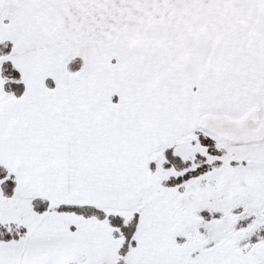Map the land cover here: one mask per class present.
I'll list each match as a JSON object with an SVG mask.
<instances>
[{
  "label": "snow or ice",
  "instance_id": "snow-or-ice-1",
  "mask_svg": "<svg viewBox=\"0 0 264 264\" xmlns=\"http://www.w3.org/2000/svg\"><path fill=\"white\" fill-rule=\"evenodd\" d=\"M0 264H264V0H0Z\"/></svg>",
  "mask_w": 264,
  "mask_h": 264
}]
</instances>
